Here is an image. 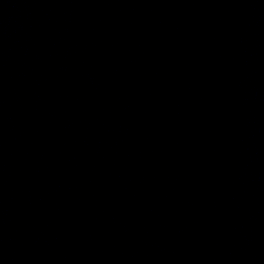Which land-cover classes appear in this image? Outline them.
Here are the masks:
<instances>
[{"label": "water", "instance_id": "95a60500", "mask_svg": "<svg viewBox=\"0 0 264 264\" xmlns=\"http://www.w3.org/2000/svg\"><path fill=\"white\" fill-rule=\"evenodd\" d=\"M0 102V264H264V0H0Z\"/></svg>", "mask_w": 264, "mask_h": 264}]
</instances>
